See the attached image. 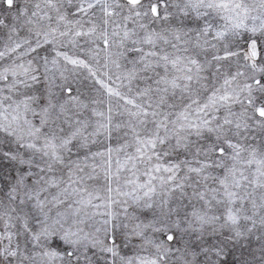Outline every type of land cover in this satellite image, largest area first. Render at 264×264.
Here are the masks:
<instances>
[{"label":"snow or ice","instance_id":"6c2138e0","mask_svg":"<svg viewBox=\"0 0 264 264\" xmlns=\"http://www.w3.org/2000/svg\"><path fill=\"white\" fill-rule=\"evenodd\" d=\"M0 264H264V0H0Z\"/></svg>","mask_w":264,"mask_h":264}]
</instances>
